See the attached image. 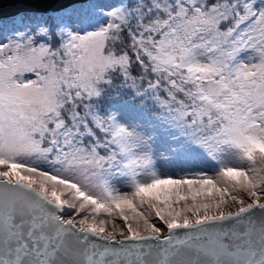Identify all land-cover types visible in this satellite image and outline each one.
I'll use <instances>...</instances> for the list:
<instances>
[{
	"label": "snow or ice",
	"instance_id": "1",
	"mask_svg": "<svg viewBox=\"0 0 264 264\" xmlns=\"http://www.w3.org/2000/svg\"><path fill=\"white\" fill-rule=\"evenodd\" d=\"M0 5V264H264V0Z\"/></svg>",
	"mask_w": 264,
	"mask_h": 264
},
{
	"label": "water",
	"instance_id": "2",
	"mask_svg": "<svg viewBox=\"0 0 264 264\" xmlns=\"http://www.w3.org/2000/svg\"><path fill=\"white\" fill-rule=\"evenodd\" d=\"M12 2H15V0H0V5L4 4L3 11L5 14H11L17 10V6Z\"/></svg>",
	"mask_w": 264,
	"mask_h": 264
}]
</instances>
